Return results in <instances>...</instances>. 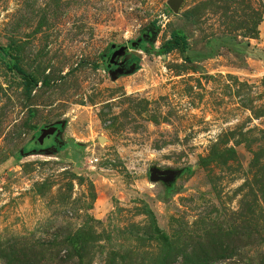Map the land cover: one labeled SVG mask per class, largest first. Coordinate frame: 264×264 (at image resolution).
<instances>
[{"label":"rangeland","instance_id":"rangeland-1","mask_svg":"<svg viewBox=\"0 0 264 264\" xmlns=\"http://www.w3.org/2000/svg\"><path fill=\"white\" fill-rule=\"evenodd\" d=\"M169 1L0 0V264H264V0Z\"/></svg>","mask_w":264,"mask_h":264},{"label":"trees","instance_id":"trees-1","mask_svg":"<svg viewBox=\"0 0 264 264\" xmlns=\"http://www.w3.org/2000/svg\"><path fill=\"white\" fill-rule=\"evenodd\" d=\"M134 42L129 43L131 44ZM187 46L186 39L183 35H180L176 32H173L170 36V40L167 41L163 46V53L167 54L173 50H177L179 53H184ZM117 48V47H115ZM39 132V131H38ZM38 143V142H37ZM61 147L59 146L57 148V151H59ZM84 237L81 233H75L72 235H68L64 240L65 244L70 248L72 256H76L77 258H81V253L86 248V244H84ZM207 255H195V258H192L190 262H187L185 264H205Z\"/></svg>","mask_w":264,"mask_h":264},{"label":"water","instance_id":"water-1","mask_svg":"<svg viewBox=\"0 0 264 264\" xmlns=\"http://www.w3.org/2000/svg\"><path fill=\"white\" fill-rule=\"evenodd\" d=\"M181 0H171L168 2V5L171 9H175L176 6L180 3ZM132 46H135L136 45V42H134L133 44H131ZM127 46L125 45H122V46H119L116 48L115 52L116 51H123L124 49H126ZM59 130L56 129V127L54 126H50V127H47V128H42L40 131H39V137L37 139V142L39 144H42L43 140L46 139L47 137H50L52 135H55V137H57L58 133L60 132V127H62V124H59ZM151 176L153 177L154 176V173L151 174Z\"/></svg>","mask_w":264,"mask_h":264},{"label":"flooded vegetation","instance_id":"flooded-vegetation-1","mask_svg":"<svg viewBox=\"0 0 264 264\" xmlns=\"http://www.w3.org/2000/svg\"><path fill=\"white\" fill-rule=\"evenodd\" d=\"M128 48V47H127ZM116 49H113V51H115ZM107 62V70L111 71V70H115V65L111 64L109 61H106ZM56 129L59 130V126H56ZM54 136V135H53ZM51 137V136H50ZM54 151H57V149H54Z\"/></svg>","mask_w":264,"mask_h":264}]
</instances>
